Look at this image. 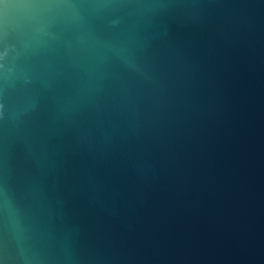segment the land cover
<instances>
[{
    "label": "water",
    "instance_id": "1",
    "mask_svg": "<svg viewBox=\"0 0 264 264\" xmlns=\"http://www.w3.org/2000/svg\"><path fill=\"white\" fill-rule=\"evenodd\" d=\"M0 264H264V0H0Z\"/></svg>",
    "mask_w": 264,
    "mask_h": 264
}]
</instances>
